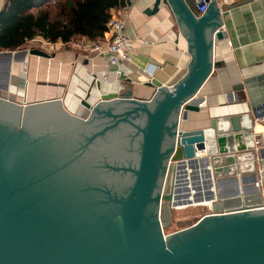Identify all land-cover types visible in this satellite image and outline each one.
Here are the masks:
<instances>
[{"label":"water","instance_id":"water-1","mask_svg":"<svg viewBox=\"0 0 264 264\" xmlns=\"http://www.w3.org/2000/svg\"><path fill=\"white\" fill-rule=\"evenodd\" d=\"M160 6L175 15L191 60L173 89L161 86L147 100L108 93L91 103V84L80 100L85 117L62 98L29 101L13 64L54 54L0 51V264H264L257 189L245 185L252 202L239 209L220 203L240 194L235 177L216 180L211 213L163 237L176 182L164 191L166 172L187 171L199 161L213 185L210 159L197 158L195 150L208 142V153L252 148L253 119L264 115V104L249 103L238 113L209 111L207 127H185L188 112L202 110L198 92L216 66L214 43L227 36L220 25L232 5L221 13L210 1L197 17L189 0H155L143 14L155 15ZM255 82H264V73L244 77L237 89L248 91ZM10 86L25 90L21 102L4 96ZM259 137L264 146V132ZM225 163L215 164L216 173L228 171L234 158ZM228 180L233 186L220 190Z\"/></svg>","mask_w":264,"mask_h":264},{"label":"crops","instance_id":"crops-1","mask_svg":"<svg viewBox=\"0 0 264 264\" xmlns=\"http://www.w3.org/2000/svg\"><path fill=\"white\" fill-rule=\"evenodd\" d=\"M3 1L0 0V8ZM154 1L124 0L122 7L112 9V12L125 18L124 33L135 41L130 52L131 62L119 66L123 71L120 80L114 76L117 66L107 63L110 54L86 53L67 43L62 49L53 52L52 58H44L47 59L44 63L46 68L39 71L37 66L33 67L34 70L30 68V79H41L43 83L39 90H35L28 82L26 72L27 99L43 100L32 99L33 93L38 98H62L70 110L76 112L78 105L80 112L84 109L79 105L80 100L91 86L92 78L105 72L108 74V82L91 87V103L108 93H124L127 96L130 92L133 98L147 100L159 87L177 84L187 72L191 55L186 40L180 34L175 15L166 6H160L155 15L143 14V10ZM221 23L220 28L226 31L227 36L214 43L212 59L216 66L198 92V96L204 98L202 110L188 112L185 123L187 128L207 127L209 111L218 114L238 113L249 103L258 109L263 108L264 82H255L248 91L237 87L244 77L264 73V0H249L232 5L226 15L222 16ZM149 65L155 66L151 81L142 71ZM64 90L67 91L63 93ZM12 94L14 92L10 88L4 96L15 101L23 100L21 97L13 98ZM256 132L260 135L264 130ZM262 149L263 144L259 153ZM232 185V181L228 180L224 186L229 190Z\"/></svg>","mask_w":264,"mask_h":264},{"label":"built area","instance_id":"built-area-1","mask_svg":"<svg viewBox=\"0 0 264 264\" xmlns=\"http://www.w3.org/2000/svg\"><path fill=\"white\" fill-rule=\"evenodd\" d=\"M210 1L215 2V6L222 13V8L227 5H234L240 3L245 0H189V3L193 9V13L195 16L199 17L204 14L206 11ZM110 11V17L106 23V31L103 33L98 40H83L75 41L73 43L76 48L81 49L86 53L98 52L103 53L106 52L110 54V57L107 59L108 65H116L117 68L114 70V76L117 80H120L123 75V71L119 66L130 63L131 57L130 52L134 48V40H132L129 36L124 33L125 26V18ZM221 29V28H220ZM33 43V47L37 48L38 46L42 49L53 50L58 49L60 46H63L66 43L61 41L50 42L38 36L31 40ZM44 50V51H45ZM47 52V51H46ZM49 53V52H47ZM155 66L149 65L144 68L142 71L147 75L149 81H151L153 70ZM106 83L108 82V74L105 72L100 76H95L92 78V85H96V83ZM170 89H173L174 86H168ZM264 120V115L261 117H256L253 119V124L261 123ZM254 146L250 149H243L237 151H224L218 152L217 148L214 153H208V146L204 150H195V156L197 158H209L211 164L209 168L211 169L212 179L213 181L220 179H231V178H243L247 176L251 178V176H255V180L251 182L250 180L247 183L240 182V194L233 199H221L220 203L223 207L232 206L234 209H239L243 205L251 204L252 198H247L249 194H244L243 189L245 185L247 187H254L257 189V192L260 195V202L264 206V163L259 157V150L262 147V142L259 137V133L255 131L252 134ZM238 145V143L236 144ZM213 146V145H212ZM231 156L234 158V163L227 165L229 167L228 171H219L216 173L215 164H218L220 167L226 166L225 158ZM214 157H217V160L214 161ZM249 185V186H248ZM253 194H250L252 196ZM223 200V201H222ZM211 204V202H210ZM211 207V205H208ZM212 212V211H211Z\"/></svg>","mask_w":264,"mask_h":264},{"label":"trees","instance_id":"trees-1","mask_svg":"<svg viewBox=\"0 0 264 264\" xmlns=\"http://www.w3.org/2000/svg\"><path fill=\"white\" fill-rule=\"evenodd\" d=\"M124 0H4L0 8V51L24 48L41 36L50 42L98 40L113 8Z\"/></svg>","mask_w":264,"mask_h":264},{"label":"rangeland","instance_id":"rangeland-1","mask_svg":"<svg viewBox=\"0 0 264 264\" xmlns=\"http://www.w3.org/2000/svg\"><path fill=\"white\" fill-rule=\"evenodd\" d=\"M80 41V40H77ZM73 44L74 42H70ZM31 41H29L24 48H21L20 50L24 49H30L35 48L32 45ZM72 46V45H70ZM61 47V48H60ZM58 50L62 49V46H60ZM73 47V46H72ZM36 49H41V47H37ZM78 49V48H77ZM45 50V49H42ZM79 50V49H78ZM18 51V50H17ZM49 53H52L51 50H45ZM54 52L57 51V49L53 50ZM81 54L82 52L79 51ZM28 57V58H27ZM27 58V59H26ZM26 62H16L13 64L12 67V74L15 76H18L19 71H21V76L24 79L27 74L23 73V64L27 63L26 65V72L28 73V82H30L34 87L35 90H39L43 83L41 82V79H34L29 77V72L31 71L30 68L33 69V67H36L39 71L42 68H46L44 66V63L47 62V59H44L39 56H26ZM36 60V63L34 62ZM34 64H33V63ZM34 70V69H33ZM24 79H21L25 81ZM30 79V80H29ZM26 83V81H25ZM53 85V84H50ZM12 92L13 98H24V92L25 90L18 87V86H10ZM64 90L63 93H65ZM32 95V94H31ZM30 95V96H31ZM34 95V93H33ZM32 95V99L39 100L43 99L46 100V98H38ZM49 97H47L48 99ZM80 105V104H79ZM78 105L76 108V112L81 114L82 117H85L87 115V110L84 108L82 111L78 112ZM75 112V111H74ZM260 158V157H259ZM170 164H173L172 162ZM171 166V165H170ZM187 171L183 167H177L176 169V182H175V192H174V199H173V209L169 212V220L170 223L164 228V235H167L169 233L181 230L183 228H186L193 223H195L198 219H200L205 214L211 213V207L210 205V197L211 192L214 190L215 195L217 196L218 189L215 188V182L213 185H211L210 182H208L207 174L205 171H203L202 163L197 162L195 165H189L185 166ZM217 185V183H216Z\"/></svg>","mask_w":264,"mask_h":264},{"label":"bare ground","instance_id":"bare-ground-1","mask_svg":"<svg viewBox=\"0 0 264 264\" xmlns=\"http://www.w3.org/2000/svg\"><path fill=\"white\" fill-rule=\"evenodd\" d=\"M23 65H25V63L23 64ZM26 65H27V63H26ZM23 73L24 74H26V70L24 71V69H23ZM26 84H28L27 82H26ZM25 86V85H24ZM25 88L27 89V86H25ZM24 99V98H23ZM70 110V109H69ZM72 111V110H71ZM255 130L256 131H259V132H261L262 130H264V126H262L261 124H258V123H256V125H255ZM208 144H209V142L207 143V146H208ZM210 145V144H209ZM263 151V152H262ZM262 151H261V153H259V156H260V159L261 160H263V163H264V149H262ZM169 166H170V164H169ZM177 169V168H176ZM168 175H169V179H170V186L169 185H167V186H164L165 187V189H164V191H166L167 189H170L171 187H172V181L173 180H175V178H176V172L174 173V170H173V172H172V174H171V172H169V173H167L166 172V177H168ZM239 180H242V178L240 177L239 178ZM225 184H223V185H221L220 187H219V189L220 190H222V191H226L227 190V187L226 186H224ZM233 186V185H232ZM249 186V185H248ZM215 188H216V190L218 189V187H217V185H216V182H215ZM174 192H175V183H174ZM247 198H252V196H250V194H249V196L247 197ZM171 205H173V201H172V203H171ZM173 208V207H172ZM156 219H157V222H159L160 223V225L162 226L163 224H162V220L160 219V218H158V216L156 215ZM159 225V224H158ZM166 235H164V231H163V237H165ZM163 237H162V239H163Z\"/></svg>","mask_w":264,"mask_h":264}]
</instances>
